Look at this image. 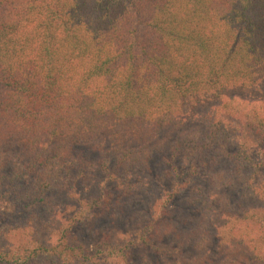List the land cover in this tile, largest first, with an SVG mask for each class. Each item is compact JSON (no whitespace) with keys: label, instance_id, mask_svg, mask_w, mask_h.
I'll return each instance as SVG.
<instances>
[{"label":"trees","instance_id":"obj_1","mask_svg":"<svg viewBox=\"0 0 264 264\" xmlns=\"http://www.w3.org/2000/svg\"><path fill=\"white\" fill-rule=\"evenodd\" d=\"M169 129L199 184L122 225L130 171ZM0 156V198L27 210L118 157V187L57 238L0 211V264H264V0H0Z\"/></svg>","mask_w":264,"mask_h":264},{"label":"rangeland","instance_id":"obj_2","mask_svg":"<svg viewBox=\"0 0 264 264\" xmlns=\"http://www.w3.org/2000/svg\"><path fill=\"white\" fill-rule=\"evenodd\" d=\"M213 106V105H212ZM211 109V105H203L197 111L196 117L192 116L190 119L193 121L190 125H193V132L197 135H201L206 131V123L201 118L202 114H205ZM177 132L172 130L162 131L155 141H149L147 147L144 146V150L148 155L142 163L134 164L131 169L133 178L129 184H132L134 189L137 190L136 198L140 201H134L129 207H124L121 220L122 225L127 224L129 220L130 226H135L141 221L148 219V215H145L144 209L152 210L150 204L159 201L153 210L158 213V206L160 202L164 201L166 194H171L175 197V206L180 208L184 205V200L192 193L191 188L197 183L194 179L189 178L187 167L182 163L181 159H172L171 151L166 150L171 146L175 138H177ZM160 141V142H159ZM136 144V143H135ZM132 144V147L136 146ZM234 147L229 148L227 153H222L219 156H227L229 153H236L237 150ZM2 156H0L1 158ZM12 157V156H11ZM93 158L97 156H92ZM221 163L225 166L229 163L226 157L221 158ZM117 156H111L110 165L107 169L97 167L93 171L94 181L87 184H80L74 189L73 193L69 191H52L46 193L43 201H40L38 205L31 210H27L26 207L11 203L6 197V200L0 198V211L4 213L3 223L10 222L11 219L18 224L35 226L28 234L35 235L36 232H40L41 236L45 237L49 231H55V238L59 235V232L67 226L68 222L74 217L82 208L81 202L91 201L96 198H103L106 193L113 192L118 187V182L110 179V174L115 171L117 166ZM228 161V162H227ZM148 163V166L142 164ZM189 162H187L188 164ZM231 172H235L236 166L225 167ZM7 181V180H6ZM124 189V187H123ZM117 193L114 192V195ZM10 196V195H9ZM234 200H232L233 202ZM255 206L264 212V203L255 204ZM35 230V231H34ZM126 231V229H125ZM21 232V231H20ZM72 237L80 239L83 244L90 251L97 243V237L90 234L88 230H85L81 225L73 228ZM131 236V235H130ZM20 236L16 237L19 241ZM142 253H137L134 257L139 258Z\"/></svg>","mask_w":264,"mask_h":264}]
</instances>
